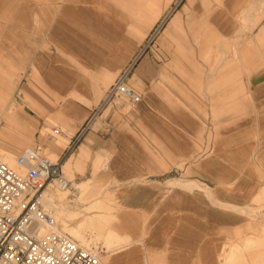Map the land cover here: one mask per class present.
Listing matches in <instances>:
<instances>
[{
  "label": "crops",
  "instance_id": "0c3cea01",
  "mask_svg": "<svg viewBox=\"0 0 264 264\" xmlns=\"http://www.w3.org/2000/svg\"><path fill=\"white\" fill-rule=\"evenodd\" d=\"M163 15L156 61L136 66ZM126 71L140 102L75 144ZM48 117L66 126L53 159L88 187L83 208L145 214L168 264H216L248 236L264 264V0H0V146L6 119H33L39 146Z\"/></svg>",
  "mask_w": 264,
  "mask_h": 264
},
{
  "label": "bare ground",
  "instance_id": "6f19581e",
  "mask_svg": "<svg viewBox=\"0 0 264 264\" xmlns=\"http://www.w3.org/2000/svg\"><path fill=\"white\" fill-rule=\"evenodd\" d=\"M117 100L118 102L124 100L130 104L124 96L117 94L113 102L105 109L100 121L109 114L113 106H116L114 103ZM130 105L133 106L132 104ZM43 121L47 126L42 127L40 131L42 138L39 143L41 147L39 156L50 163H55L56 160L54 161L53 159V152L56 151L57 148L64 149L69 144V139H66L63 134V131L66 130V126L62 125V121L58 118L54 119L48 117ZM32 123L33 119H6L3 124L4 131H7L6 139L11 141L13 138L12 141L14 144L0 146V160L17 172H23V168H18L16 165L17 157L26 150L33 149L35 146L30 141H26V135L32 136L33 131L28 126V124L32 125ZM57 126L62 130V133L59 128H55ZM44 128L46 130H44ZM15 136H17V139ZM64 170L69 173V169L65 168ZM67 181L70 183L69 180ZM74 186L75 190L80 189L81 192H83V190L86 191L88 188L86 184H74ZM70 194L69 192L68 198ZM262 194H264V190ZM75 195L77 196V190L68 201L66 199V191H58L52 188V186H48L47 189L43 190L41 195L43 206L46 210L51 212L55 223L51 230H57L71 238L73 237L78 244H80L78 241L83 243L85 247L80 245L93 252L98 257L101 264H168L165 258L159 257L147 243L150 227L146 224L148 218L145 214L140 213L136 214V217H130L125 215L123 210H118L119 214L116 213L117 215L111 213L109 209L97 211L96 207H94L97 203H95L94 206H92V204L88 208H83L84 204L82 205V203L77 202L76 205L78 207L76 208L71 205V203L75 204L76 202ZM45 202L47 205L44 204ZM75 221L77 222L75 223ZM47 229L49 228L42 226L39 228L38 234L44 235ZM66 230L69 231L70 235L62 232ZM252 243L251 236H248L244 239L241 247L231 245L229 247L230 250L225 254V244H222L216 255V264H252L253 259L247 258L244 254L246 248ZM90 244L95 245V247L101 245L102 251L105 252L106 256H101V253L98 252V254L94 250L88 249ZM240 248L241 250H239ZM222 256L224 258H222Z\"/></svg>",
  "mask_w": 264,
  "mask_h": 264
},
{
  "label": "built area",
  "instance_id": "2783aa9c",
  "mask_svg": "<svg viewBox=\"0 0 264 264\" xmlns=\"http://www.w3.org/2000/svg\"><path fill=\"white\" fill-rule=\"evenodd\" d=\"M127 75L126 71L113 83L102 104L75 137V144L103 115L117 94L132 105L140 102V96L127 87ZM40 151L41 147L37 146L17 157L16 165L23 168V172H17L0 160V264H101L93 252L73 238L51 230L55 223L51 212L43 206V190L52 186L59 191H69V198L76 190L64 178L61 161L50 163L39 156ZM42 226L49 229L39 235Z\"/></svg>",
  "mask_w": 264,
  "mask_h": 264
},
{
  "label": "rangeland",
  "instance_id": "374dc122",
  "mask_svg": "<svg viewBox=\"0 0 264 264\" xmlns=\"http://www.w3.org/2000/svg\"><path fill=\"white\" fill-rule=\"evenodd\" d=\"M166 14V13H165ZM164 14V15H165ZM164 15H163V17H164ZM162 17V18H163ZM161 18V20L160 21H158L159 23L160 22H162L164 19H165V17L162 19ZM156 23V25H155V27L153 28V30L147 35V37L143 40V42H142V44L138 47V49H137V51H136V53H141L142 55H141V57L138 59V61H137V63L135 64L136 66L141 62V60L144 58V57H146V56H149L150 58H153V60H152V62L154 63L155 61H156V57H155V55H154V48H155V44H156V41H157V39H158V37H159V32H160V30L157 32V36L155 37V36H153L154 35V33H155V30H156V26H157V24H159V23ZM161 24V23H160ZM158 62V61H157ZM159 62H160V60H159ZM26 80H27V74H25L24 76H23V78L20 80V82H19V85H18V88H17V91L18 90H20L21 88H22V85L26 82ZM128 81H129V77H128ZM15 92V98H18V92ZM116 106H113L112 107V110L111 111H113L114 110V108H116L117 110H119V112H122V113H125L127 110H129V108L131 107V105L128 103V102H125L124 100H121L120 102H118V100L117 101H115V103H114ZM96 106V105H95ZM96 111V109L91 113V115L94 113ZM106 114V113H105ZM90 115V116H91ZM90 116L87 118V120L85 121V123L83 124V126H82V128H81V130L85 127V125H86V123L88 122V119L90 118ZM99 118H101V117H99ZM105 118V117H104ZM104 118L103 119H101V120H104ZM96 121V120H95ZM94 121V122H95ZM100 123H101V121H100ZM100 123L98 124V127H96V130H97V128H99V126H100ZM103 123V122H102ZM51 127V126H50ZM49 127V128H50ZM59 126H57V127H55V128H58ZM54 128V127H53ZM92 128V126H90V128L89 129H91ZM44 130H46L45 128H44ZM81 130H80V132H81ZM62 131V130H61ZM87 131H89V130H87ZM44 132V131H43ZM80 132L76 135V136H78L79 134H80ZM49 138H50V136H49ZM52 162H54V161H52ZM63 172H64V177H65V179L66 180H69L70 181V176H69V173H67L65 170H62ZM71 183V182H70ZM71 185L73 186V187H75L74 186V184H72L71 183ZM48 188V187H47ZM46 188V189H47ZM59 191V190H58ZM79 191H80V189H79ZM87 191H84L83 190V192H81L80 191V193H79V196H76L75 195V204L73 203H71V205L74 207H78L77 205H76V203L78 202V203H82V204H86V203H88V202H90L91 200H92V198H90L89 196H88V194L86 193ZM58 193H60V192H58ZM68 194H69V191L67 192L66 191V199L69 201L70 200V198H68ZM262 204H264V200L261 202ZM45 205H47V203L45 202L44 203ZM79 205V204H78ZM84 210V209H83ZM111 213H113V212H111ZM116 214V213H115ZM117 214H119V213H117ZM116 214V215H117ZM77 221H75V223H76ZM62 232H65V233H67V234H69L70 235V233H69V231L68 230H66V231H62ZM73 238V237H72ZM74 239V238H73ZM75 240V239H74ZM82 246H84L85 247V245L83 244V243H81L80 241H78ZM223 244H225V246H224V248H225V250H224V254L227 252V251H229L230 250V246L231 245H235V243H234V240H233V238L232 239H230V238H227V240L226 241H224L223 242ZM237 246H240V245H237ZM241 247V246H240ZM88 249H92V250H94L96 253H101L100 255L101 256H106V254H105V252L104 251H102V248H101V245H98V246H96L95 247V245H93V244H90L89 245V247H88ZM256 249H257V245H256V243H252L251 245H249V247L248 248H246V250H245V252H244V254H245V256L247 257V258H249L250 259V257H251V254H253L254 252H256ZM239 250H241V248L239 249ZM98 253V254H99ZM100 255H99V257H100ZM222 258H224L223 256H222ZM221 258V259H222Z\"/></svg>",
  "mask_w": 264,
  "mask_h": 264
}]
</instances>
